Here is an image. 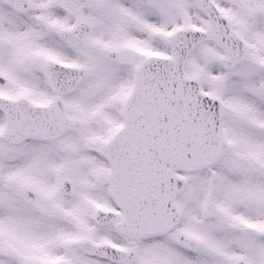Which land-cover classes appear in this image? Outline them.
Returning <instances> with one entry per match:
<instances>
[{"label":"snow or ice","instance_id":"1","mask_svg":"<svg viewBox=\"0 0 264 264\" xmlns=\"http://www.w3.org/2000/svg\"><path fill=\"white\" fill-rule=\"evenodd\" d=\"M0 264H264V0H0Z\"/></svg>","mask_w":264,"mask_h":264}]
</instances>
